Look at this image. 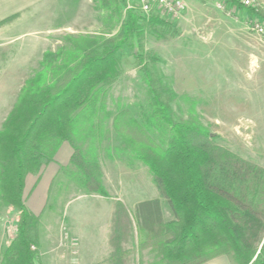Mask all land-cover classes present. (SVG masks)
I'll list each match as a JSON object with an SVG mask.
<instances>
[{
  "label": "trees",
  "instance_id": "16d2710c",
  "mask_svg": "<svg viewBox=\"0 0 264 264\" xmlns=\"http://www.w3.org/2000/svg\"><path fill=\"white\" fill-rule=\"evenodd\" d=\"M92 1L105 29L94 36L66 35V45L46 51L0 128V207L20 212L15 236L0 248V264H39L32 249L38 216L24 205L22 192L26 176L51 162L64 140L72 147L80 186L107 196L99 157L108 125L115 134L111 148L148 167L171 214L165 217L159 198L142 200L133 211L115 200L110 264L127 263L125 244L134 233L137 247L153 254L148 264H202L219 255L232 264H264V168L221 145L192 101L183 116L180 96L158 67L164 60L145 47L147 35L172 38L175 20L155 6L144 12L137 0ZM218 1L264 23L260 5ZM126 46L146 88L137 114L128 106L112 108L108 95L131 61ZM83 139H89L87 147L76 145Z\"/></svg>",
  "mask_w": 264,
  "mask_h": 264
},
{
  "label": "rangeland",
  "instance_id": "374dc122",
  "mask_svg": "<svg viewBox=\"0 0 264 264\" xmlns=\"http://www.w3.org/2000/svg\"><path fill=\"white\" fill-rule=\"evenodd\" d=\"M184 1L187 8L180 17L164 16L175 20L174 36L156 40L147 35L145 47L152 49L164 60L158 67L170 78L173 88L180 96L178 103L183 116L186 117L192 101L194 112L217 135L221 145L264 168V98H260L258 94L256 99V75L251 63L255 49L260 44L264 46V33L260 35L251 30L253 22L248 24L249 19L256 18L259 22L262 19L258 15L247 18L242 10L233 13L218 0ZM65 2L66 0H54L48 9L43 8V5L32 7L25 12L20 24L18 20L15 29L26 31L69 23L78 26L67 30L51 51H57L66 45L63 41L66 35L94 36L105 29L92 0H70L69 5ZM260 6L263 7L262 4ZM60 9H64L65 14H58ZM74 28L81 29L79 31ZM35 39V36L25 34L17 42V46L21 43L22 52L18 56L23 61L28 55L34 54L33 49L37 43ZM38 44L40 46L42 43L39 41ZM15 48L9 50L0 46V128L19 96L16 84L9 81V75L3 76V68L9 62L7 57ZM125 53L131 60L132 49L126 46ZM58 63L61 65L59 61ZM40 68L38 66L31 72ZM24 84L25 82L21 88ZM108 93L111 107L128 106L137 114L139 107L145 106L146 88L132 60L125 64V73ZM108 129L110 130L106 132L107 136L102 142L104 148L99 158L103 164L101 170L102 182L107 192L105 197L110 202L94 198L89 194L104 196L86 192L80 186L77 168L70 160L68 165H60L58 175L45 193L40 190L41 184L35 190L38 201L36 203L33 200V204H38L41 200L39 204L42 205L39 210L35 209L36 212L28 208L23 188L24 205L38 216V244L32 245V249L37 251L39 264H110L107 243L109 221L103 203L108 206L112 202L114 206L118 199L133 211L138 202L155 194L156 186L148 167L129 152L111 148L115 144V134L110 125ZM76 145L82 147L78 142ZM40 170L26 176V190H33L37 186L39 180L35 176ZM30 194L25 192L27 196ZM32 196L33 193L29 199ZM163 204L165 217L171 218L165 200ZM38 207L39 205L36 208ZM19 217L20 212L15 207H0V248L9 244L15 236ZM71 231L78 237V246L76 239L69 237ZM136 243L137 234L134 233L125 244L126 264H148L153 259V254L149 248L137 247ZM219 256H222L220 262L215 261L214 257V260L202 264H232L227 256Z\"/></svg>",
  "mask_w": 264,
  "mask_h": 264
},
{
  "label": "crops",
  "instance_id": "0c3cea01",
  "mask_svg": "<svg viewBox=\"0 0 264 264\" xmlns=\"http://www.w3.org/2000/svg\"><path fill=\"white\" fill-rule=\"evenodd\" d=\"M53 1L54 0H0V21L7 17L15 15L11 20L0 24V46H5L9 50H11L10 48H15V46H17V42L21 41L23 35L25 34L35 36L36 38L35 42H37L35 43V46L33 49L34 54L28 55L24 61L18 56V53L20 54L22 52L21 43L15 49H13L11 51V54L7 57L9 62L7 63V67L3 68L4 70L3 76L7 77V75H9V78H10L9 81H11V83L16 84V91L18 92V94L21 89L22 83H24L26 81V78L29 77L33 73L31 71L38 68V66H42L43 54L46 51H51L55 43L58 44L59 39L62 36H64L67 30L70 31L72 27L77 26V25H73L72 23L71 24L69 23V24H57L55 26H45L44 28H41V29H32V30H26V31H18L17 29H15V27L18 25L17 24L18 20L20 24V22L24 18V14L26 11H30L32 7H35L38 5H43L42 6L43 8L46 7L48 9L49 4L53 3ZM65 3L69 5L70 0H66ZM261 4L264 7V2H262ZM51 10L52 8L49 11ZM62 12H64V9H60L58 14ZM74 29L79 30L81 28H74ZM39 41L42 43L40 46L38 44ZM251 63L254 65L255 75H256V81H255L256 99L258 98V94L260 95V98H264L263 96L264 95V46L263 44H260L258 48L255 49L254 60L251 61ZM83 140L84 141L80 143L81 144L80 146L87 147L89 144V139H83ZM71 154H72V147L67 140H64L58 146V149L56 153L54 154L53 160L49 162L47 165H45V167H42L40 170V173L35 176V178L39 180V182L37 186L33 188V190L32 189L26 190V185H27V180H28V177H26L25 186H24V199L25 200L27 199L26 204L30 210L36 212V210H39L40 207L42 206L39 204L41 200L38 202V204H33V200L36 203L38 201L36 200L35 190L40 187V190L42 189L43 192L45 193L51 186L53 182L52 180H54V177L58 175L60 165H68ZM102 167H103V164H102ZM25 192L27 195L30 194V192H32L33 198L29 199L32 193L29 196H27L25 195ZM84 193L88 194L86 192ZM89 195L93 196L94 198L98 200H102V202H110L109 201L110 199L109 198L107 199L105 196L101 197L96 194H89ZM151 198H159L162 209L163 211L165 210V206L163 204L164 199H162V197L160 196L157 188H156L155 194L152 197L146 198V199H151ZM103 204H104L105 211L108 214V221H109L108 235H107V243L109 246L108 247V257H109V254H110L109 235H110V229H111V217H112V212L114 211L113 209L114 206L112 202L108 206H106L105 203ZM37 205H39L38 209L36 208ZM69 237L75 238L77 241L76 244L78 246L79 241H78L77 235L71 231ZM67 248H69V251H70V247L68 246ZM221 257L222 256H219L218 258L216 257L215 261L218 260V262H220ZM206 264H209V263H206Z\"/></svg>",
  "mask_w": 264,
  "mask_h": 264
},
{
  "label": "built area",
  "instance_id": "2783aa9c",
  "mask_svg": "<svg viewBox=\"0 0 264 264\" xmlns=\"http://www.w3.org/2000/svg\"><path fill=\"white\" fill-rule=\"evenodd\" d=\"M144 12H148L153 6L159 9L162 15L178 17L186 10L187 5L184 0H137ZM243 7L260 5L264 0H238ZM179 16V17H180ZM253 22L251 30L262 35L264 33V24L257 19H249L248 24Z\"/></svg>",
  "mask_w": 264,
  "mask_h": 264
}]
</instances>
